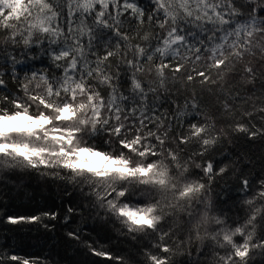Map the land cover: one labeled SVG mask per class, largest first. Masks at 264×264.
<instances>
[{
    "label": "snow or ice",
    "instance_id": "obj_1",
    "mask_svg": "<svg viewBox=\"0 0 264 264\" xmlns=\"http://www.w3.org/2000/svg\"><path fill=\"white\" fill-rule=\"evenodd\" d=\"M240 135L264 143V0H0V172L59 189L4 222L59 225L83 264H264Z\"/></svg>",
    "mask_w": 264,
    "mask_h": 264
},
{
    "label": "trees",
    "instance_id": "obj_2",
    "mask_svg": "<svg viewBox=\"0 0 264 264\" xmlns=\"http://www.w3.org/2000/svg\"><path fill=\"white\" fill-rule=\"evenodd\" d=\"M144 3L147 4L148 0H144ZM36 66L40 67L41 65L37 62ZM169 87L171 88V85ZM178 87L179 85H177ZM171 99L177 100L181 105L184 102L183 96L177 95L175 89H172ZM204 99L210 109L211 105L216 103L215 96L208 93H204ZM160 103L165 104V106L175 107L174 104H170V102L164 100H161ZM160 110L163 111V108ZM257 122H259V117H257ZM221 126L219 123L217 124V128ZM229 146H235L237 151L253 157L254 167L247 169L246 174L255 175L256 172L260 171V160L264 156V143L260 141L247 143L243 135H240L239 139L233 141V145ZM245 158L247 159V156ZM217 159H220V157L217 156ZM16 175L23 174L17 170ZM45 179L36 176L30 180L27 175H24L23 179H16L11 172H0V203H3L8 212L14 215H27L33 212L38 206H45L46 204L48 206L52 205V197L56 196L59 189H57L56 185H52L50 188L45 184ZM233 182L231 173L220 182L219 187L216 188V192L220 194L221 200L225 199L227 195H232L236 199L240 197V193L234 189L231 191H221V188H231ZM32 197L35 198L31 199ZM55 202L59 203V199L57 198ZM230 205L231 202L225 207H229ZM51 223L55 224L56 222ZM89 223H91V220H89ZM113 235L115 234L113 233ZM0 248L22 256H49L53 264H83L86 259H89L83 250L80 252L77 251L75 242L66 240L65 229L59 225L52 231H46L42 225H11L0 219ZM137 258L139 259V257ZM175 259L180 262L185 260L186 256L177 255ZM203 259L206 262H210L212 260L211 252L209 251L208 255ZM259 259L257 257V262H259Z\"/></svg>",
    "mask_w": 264,
    "mask_h": 264
}]
</instances>
